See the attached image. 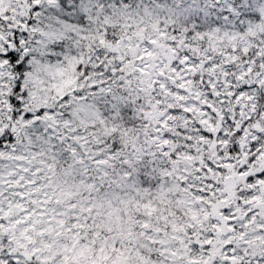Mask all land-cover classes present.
<instances>
[{"label":"snow or ice","instance_id":"obj_1","mask_svg":"<svg viewBox=\"0 0 264 264\" xmlns=\"http://www.w3.org/2000/svg\"><path fill=\"white\" fill-rule=\"evenodd\" d=\"M0 264H264V0H0Z\"/></svg>","mask_w":264,"mask_h":264}]
</instances>
